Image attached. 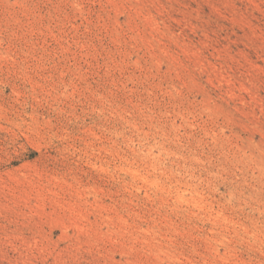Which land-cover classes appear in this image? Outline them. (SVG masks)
Wrapping results in <instances>:
<instances>
[{"label": "rangeland", "instance_id": "rangeland-1", "mask_svg": "<svg viewBox=\"0 0 264 264\" xmlns=\"http://www.w3.org/2000/svg\"><path fill=\"white\" fill-rule=\"evenodd\" d=\"M0 264H264V0H0Z\"/></svg>", "mask_w": 264, "mask_h": 264}, {"label": "bare ground", "instance_id": "bare-ground-1", "mask_svg": "<svg viewBox=\"0 0 264 264\" xmlns=\"http://www.w3.org/2000/svg\"><path fill=\"white\" fill-rule=\"evenodd\" d=\"M139 173V172H138ZM143 175V174H142ZM150 183V182H149ZM185 192H186V190H185Z\"/></svg>", "mask_w": 264, "mask_h": 264}]
</instances>
